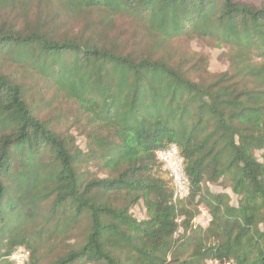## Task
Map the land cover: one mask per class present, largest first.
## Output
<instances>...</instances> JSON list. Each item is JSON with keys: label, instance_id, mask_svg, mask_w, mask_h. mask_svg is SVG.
Wrapping results in <instances>:
<instances>
[{"label": "trees", "instance_id": "obj_1", "mask_svg": "<svg viewBox=\"0 0 264 264\" xmlns=\"http://www.w3.org/2000/svg\"><path fill=\"white\" fill-rule=\"evenodd\" d=\"M19 246L30 264H264V2L0 0V264Z\"/></svg>", "mask_w": 264, "mask_h": 264}, {"label": "rangeland", "instance_id": "obj_2", "mask_svg": "<svg viewBox=\"0 0 264 264\" xmlns=\"http://www.w3.org/2000/svg\"><path fill=\"white\" fill-rule=\"evenodd\" d=\"M250 2H254L256 4H261L264 2V0H246ZM189 45L193 51L207 53L210 56V70L212 72H222L228 69L229 67V60L228 57L224 51V49H219L212 47L208 45L206 42L198 39L190 40ZM59 106L61 107L60 112L64 113L68 116L69 120H67L65 123L61 125V130H65L66 132H70L74 136H76L77 142L79 146L83 149L86 148V137L82 133V131L78 128L76 125H71L70 119L73 117V115L76 114V105L69 103L68 101H62L59 102ZM57 111V110H56ZM59 112V111H57ZM49 113V112H48ZM51 114V112H50ZM210 188L212 191L219 193V192H227L228 194H231V202L233 204L236 203V196L233 195L229 188H224L221 185L218 184H210ZM201 209V215L197 217L196 221L202 223L203 225H206L210 219V216L208 214L207 209L204 207V205H200ZM134 213L138 218H143L146 216V210L143 207L142 204L136 206L134 208ZM21 247V246H19ZM18 247V248H19ZM17 248V249H18ZM50 259L53 257V255L49 256ZM31 263V257L29 258V261L27 264ZM206 264H212L211 261Z\"/></svg>", "mask_w": 264, "mask_h": 264}, {"label": "built area", "instance_id": "obj_3", "mask_svg": "<svg viewBox=\"0 0 264 264\" xmlns=\"http://www.w3.org/2000/svg\"><path fill=\"white\" fill-rule=\"evenodd\" d=\"M157 158L162 162L164 169L168 170L173 183V199L187 197L191 193L190 179L185 172L184 158L176 144L156 151ZM31 257V251L21 246L9 255V260L14 264H27ZM212 264H221L218 260H212ZM236 264V263H231Z\"/></svg>", "mask_w": 264, "mask_h": 264}]
</instances>
